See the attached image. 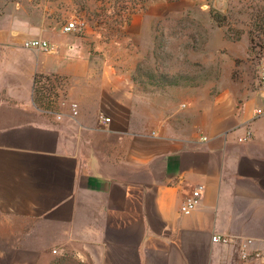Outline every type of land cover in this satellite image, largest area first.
Instances as JSON below:
<instances>
[{
	"label": "crops",
	"instance_id": "0c3cea01",
	"mask_svg": "<svg viewBox=\"0 0 264 264\" xmlns=\"http://www.w3.org/2000/svg\"><path fill=\"white\" fill-rule=\"evenodd\" d=\"M61 33L5 25L0 3V257L264 264L259 84H223L217 95L208 85L144 91L129 54L93 53L87 39ZM32 39L50 50L26 48ZM37 76L66 81L58 112L35 102ZM199 189L197 208L184 214ZM215 235L236 242L216 244Z\"/></svg>",
	"mask_w": 264,
	"mask_h": 264
},
{
	"label": "rangeland",
	"instance_id": "374dc122",
	"mask_svg": "<svg viewBox=\"0 0 264 264\" xmlns=\"http://www.w3.org/2000/svg\"><path fill=\"white\" fill-rule=\"evenodd\" d=\"M0 3L5 25L14 24L20 32L47 26L58 29L60 34L65 24L76 22L79 29L61 33L62 36L87 39V49L93 53L129 54L133 69L140 67L155 74L156 79L161 75L181 76L182 86L208 85L212 95L219 94L218 87L223 84H259L264 0H0ZM132 8L135 11L131 13ZM45 13L50 16L47 25L43 22ZM142 80L143 86L152 91L167 87L152 84L146 77ZM65 89L63 78H40L34 93L38 107L58 112ZM10 258L11 252H6L0 257V264H10ZM49 264L77 263L70 256L51 253Z\"/></svg>",
	"mask_w": 264,
	"mask_h": 264
},
{
	"label": "built area",
	"instance_id": "2783aa9c",
	"mask_svg": "<svg viewBox=\"0 0 264 264\" xmlns=\"http://www.w3.org/2000/svg\"><path fill=\"white\" fill-rule=\"evenodd\" d=\"M79 29V26L76 22H69L65 24L62 27V32L64 34H70L74 31H77ZM25 47L32 50H41V51H49L50 50V44L47 40L43 39H32L25 42ZM259 59H260V72H259V86L261 90L264 92V34L262 41L259 45ZM71 111L73 112L74 116L78 115V105L77 104H71ZM47 114H54L52 111H45ZM257 116H261L263 114L262 110H257L256 112ZM58 118H61L58 116ZM100 121L103 125L109 124L111 122V119L107 116L102 115L100 117ZM251 135V134H250ZM251 137V136H249ZM201 199V189L193 192L192 196L189 197L184 205L182 206V212L186 215L191 214L198 206ZM212 241L216 244H223V245H230L236 242V240L229 236H221V235H215L213 236ZM56 253V251H54ZM260 254H256V257H260ZM246 257V256H245Z\"/></svg>",
	"mask_w": 264,
	"mask_h": 264
},
{
	"label": "trees",
	"instance_id": "16d2710c",
	"mask_svg": "<svg viewBox=\"0 0 264 264\" xmlns=\"http://www.w3.org/2000/svg\"><path fill=\"white\" fill-rule=\"evenodd\" d=\"M135 11V9L134 8H132L131 9V13L132 12H134ZM139 72H141V73H139ZM136 74H137V76L134 78V81H135V83H137L140 87H141V89H143L144 91H152V90H150L146 85L145 86H143L145 83H144V81L142 80V78H147V79H149V81H151V83L153 84V83H155V84H157V83H160V84H162V85H164V86H182L181 85V79L183 78V77H181V76H164V75H161V76H159L158 77V79H156L157 78V76L155 75V74H153V73H150V72H144V71H142V69L140 70V67H138L137 68V70H136ZM40 78H45V77H43V76H37L36 77V79H35V84L37 85V83L39 82V79ZM46 79H48V77L46 78ZM157 82V83H156ZM187 84H185L184 86H186ZM187 86H191V85H187ZM36 87V86H35ZM40 94H41V92H39ZM38 100H42V96L40 95V98L38 99ZM35 102H36V100H35ZM62 263H64V262H62Z\"/></svg>",
	"mask_w": 264,
	"mask_h": 264
}]
</instances>
